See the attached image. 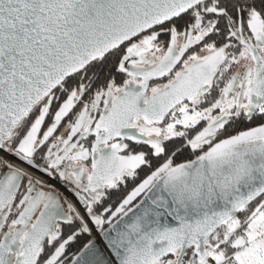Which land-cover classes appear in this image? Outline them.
<instances>
[{
    "label": "snow or ice",
    "instance_id": "1",
    "mask_svg": "<svg viewBox=\"0 0 264 264\" xmlns=\"http://www.w3.org/2000/svg\"><path fill=\"white\" fill-rule=\"evenodd\" d=\"M0 264H264V0H0Z\"/></svg>",
    "mask_w": 264,
    "mask_h": 264
},
{
    "label": "flooded vegetation",
    "instance_id": "2",
    "mask_svg": "<svg viewBox=\"0 0 264 264\" xmlns=\"http://www.w3.org/2000/svg\"><path fill=\"white\" fill-rule=\"evenodd\" d=\"M132 187H133V185L131 183H129V185L126 189L122 190V192H120L119 194L113 196L112 200L110 201V204L113 207H115L117 205V203L119 202V200L123 197V195H125L128 191H130L132 189ZM71 251L74 252L75 248L71 249Z\"/></svg>",
    "mask_w": 264,
    "mask_h": 264
},
{
    "label": "water",
    "instance_id": "3",
    "mask_svg": "<svg viewBox=\"0 0 264 264\" xmlns=\"http://www.w3.org/2000/svg\"><path fill=\"white\" fill-rule=\"evenodd\" d=\"M94 238L98 242L99 247L101 249H103L104 252H107L108 250H107V248L105 246V240H104V238L101 235H99L98 237H94ZM109 258H110V254H109Z\"/></svg>",
    "mask_w": 264,
    "mask_h": 264
},
{
    "label": "bare ground",
    "instance_id": "4",
    "mask_svg": "<svg viewBox=\"0 0 264 264\" xmlns=\"http://www.w3.org/2000/svg\"><path fill=\"white\" fill-rule=\"evenodd\" d=\"M93 234L100 235V234H99V233H97V232H94Z\"/></svg>",
    "mask_w": 264,
    "mask_h": 264
},
{
    "label": "built area",
    "instance_id": "5",
    "mask_svg": "<svg viewBox=\"0 0 264 264\" xmlns=\"http://www.w3.org/2000/svg\"><path fill=\"white\" fill-rule=\"evenodd\" d=\"M94 237H98L99 235H93Z\"/></svg>",
    "mask_w": 264,
    "mask_h": 264
},
{
    "label": "rangeland",
    "instance_id": "6",
    "mask_svg": "<svg viewBox=\"0 0 264 264\" xmlns=\"http://www.w3.org/2000/svg\"><path fill=\"white\" fill-rule=\"evenodd\" d=\"M93 235H96V234H93Z\"/></svg>",
    "mask_w": 264,
    "mask_h": 264
}]
</instances>
